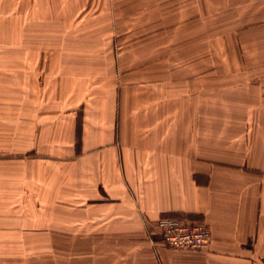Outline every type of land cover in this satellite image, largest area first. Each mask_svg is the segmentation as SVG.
<instances>
[{
    "label": "crops",
    "instance_id": "obj_1",
    "mask_svg": "<svg viewBox=\"0 0 264 264\" xmlns=\"http://www.w3.org/2000/svg\"><path fill=\"white\" fill-rule=\"evenodd\" d=\"M145 2L40 7L111 31ZM215 10L218 49L207 39L197 61L115 54L108 38L77 39V66L14 54L0 67V255L25 256L0 264H264V0L170 12L187 25ZM164 216L206 224L209 246L167 247Z\"/></svg>",
    "mask_w": 264,
    "mask_h": 264
},
{
    "label": "rangeland",
    "instance_id": "obj_2",
    "mask_svg": "<svg viewBox=\"0 0 264 264\" xmlns=\"http://www.w3.org/2000/svg\"><path fill=\"white\" fill-rule=\"evenodd\" d=\"M42 2L43 0H0V67L9 70V57L14 54L19 56L22 54L38 56L63 54L67 67L70 63L73 64L69 60L76 61L77 66V39L100 41L111 38L115 45L113 47L115 54H119L126 47H132L134 54L152 53L154 49L163 55L182 56L187 52H193L196 61L198 58L196 55L202 53L201 44L207 39L214 43V46H210L211 51L218 49L216 10L208 15L203 16L199 12L192 18L189 17L186 25L185 15L179 16L170 12V9L176 10V0H146L145 14H142V8L138 11L140 14L133 11L127 15L116 14L114 30L84 29L77 31V17L84 19L97 16L43 15V6L40 7ZM201 2L202 0H194L198 9ZM135 9L137 11L136 7ZM122 26L126 29H122ZM186 28L188 33H186ZM202 28L205 30L203 31ZM127 40L134 45L129 46ZM196 61L189 63L195 71L202 66L201 62ZM208 65L211 73L218 70L216 62H209ZM19 257L25 256L0 255L2 262L7 263H12ZM62 257L65 258V256Z\"/></svg>",
    "mask_w": 264,
    "mask_h": 264
},
{
    "label": "built area",
    "instance_id": "obj_3",
    "mask_svg": "<svg viewBox=\"0 0 264 264\" xmlns=\"http://www.w3.org/2000/svg\"><path fill=\"white\" fill-rule=\"evenodd\" d=\"M164 245L175 249H205L211 242L208 226L199 221H183L173 217H161L156 222Z\"/></svg>",
    "mask_w": 264,
    "mask_h": 264
}]
</instances>
